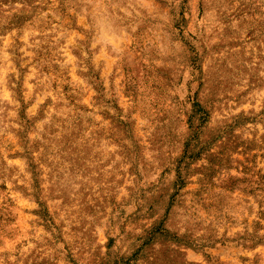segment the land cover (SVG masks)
Returning <instances> with one entry per match:
<instances>
[{
    "label": "rangeland",
    "instance_id": "1",
    "mask_svg": "<svg viewBox=\"0 0 264 264\" xmlns=\"http://www.w3.org/2000/svg\"><path fill=\"white\" fill-rule=\"evenodd\" d=\"M0 264H264V0H0Z\"/></svg>",
    "mask_w": 264,
    "mask_h": 264
}]
</instances>
